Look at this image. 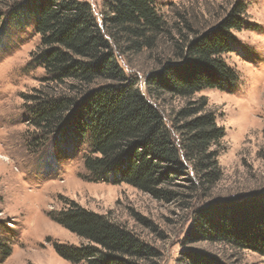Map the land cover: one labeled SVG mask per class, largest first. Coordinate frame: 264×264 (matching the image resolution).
I'll list each match as a JSON object with an SVG mask.
<instances>
[{
	"label": "trees",
	"instance_id": "trees-1",
	"mask_svg": "<svg viewBox=\"0 0 264 264\" xmlns=\"http://www.w3.org/2000/svg\"><path fill=\"white\" fill-rule=\"evenodd\" d=\"M156 0H105L101 24L82 0H25L17 15L34 19L39 45L34 61L44 70L43 91L33 102L30 124L54 143L87 137L83 166L88 178L125 183L156 199H173L169 188L184 179L203 190L220 178L218 165L224 129L217 125L204 89L231 91L238 74L223 55L231 51L232 32L247 24L245 8L234 2L214 25L197 32L186 24L170 58L145 79L147 93L187 99L166 121L125 74L118 57L153 50L170 28ZM189 34L191 36H189ZM171 39V38H170ZM186 173V174H185ZM198 185L190 187L191 190ZM47 217L77 236L79 245L54 243L72 264H147L155 251L108 214L60 198ZM187 242L221 243L264 255V191L212 202L194 212ZM11 253L0 236V262ZM183 264H228L201 251L185 254Z\"/></svg>",
	"mask_w": 264,
	"mask_h": 264
},
{
	"label": "rangeland",
	"instance_id": "rangeland-1",
	"mask_svg": "<svg viewBox=\"0 0 264 264\" xmlns=\"http://www.w3.org/2000/svg\"><path fill=\"white\" fill-rule=\"evenodd\" d=\"M25 0H0V236L11 246L0 264H72L54 250V243L82 241L47 217L61 207V199L122 224L155 255L147 264H183L185 254L201 251L228 264H264V255L234 250L228 245L187 242L194 212L212 202L264 191V0H156L158 13L170 28V38L153 50L127 53L118 61L125 74L160 110L165 120L187 99L147 93L145 79L170 58L176 38L186 24L202 32L217 23L236 1L245 8L247 24L232 32L226 63L238 79L231 91L204 89L217 125L224 129L217 157L220 178L203 190L188 182L190 172L169 188L173 199H156L125 184L94 181L83 166L90 150L87 137L70 136L54 143L30 124L34 103L26 99L43 91L44 70L34 61L39 45L34 19L17 15ZM92 7L97 22L107 14L105 0H82ZM189 36H191L189 34ZM198 188L191 190L190 187Z\"/></svg>",
	"mask_w": 264,
	"mask_h": 264
}]
</instances>
